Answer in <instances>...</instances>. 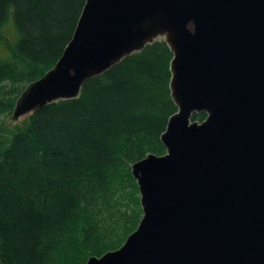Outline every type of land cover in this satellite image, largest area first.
<instances>
[{"label": "water", "instance_id": "95a60500", "mask_svg": "<svg viewBox=\"0 0 264 264\" xmlns=\"http://www.w3.org/2000/svg\"><path fill=\"white\" fill-rule=\"evenodd\" d=\"M158 36L173 53L178 109L161 136L166 154L132 165L137 229L85 264H264V0H86L61 57L14 115L76 97Z\"/></svg>", "mask_w": 264, "mask_h": 264}, {"label": "trees", "instance_id": "16d2710c", "mask_svg": "<svg viewBox=\"0 0 264 264\" xmlns=\"http://www.w3.org/2000/svg\"><path fill=\"white\" fill-rule=\"evenodd\" d=\"M85 2L0 0V29L12 19L18 35L0 60V264H85L119 249L143 216L132 165L166 154L161 136L178 109L164 38L5 128L61 57Z\"/></svg>", "mask_w": 264, "mask_h": 264}, {"label": "rangeland", "instance_id": "374dc122", "mask_svg": "<svg viewBox=\"0 0 264 264\" xmlns=\"http://www.w3.org/2000/svg\"><path fill=\"white\" fill-rule=\"evenodd\" d=\"M0 36H1L0 38V60H7L10 57V47L14 45L15 41L17 40V36H18L14 28L12 19H9L1 27ZM158 38H164V36H158L155 39H158ZM31 112L32 111H28L21 115L15 116L14 111H13L12 115L4 119L5 128L12 129L14 126L20 124L23 120H25Z\"/></svg>", "mask_w": 264, "mask_h": 264}]
</instances>
